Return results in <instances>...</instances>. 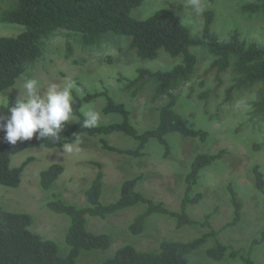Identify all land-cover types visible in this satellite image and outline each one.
Returning a JSON list of instances; mask_svg holds the SVG:
<instances>
[{
	"label": "rangeland",
	"instance_id": "374dc122",
	"mask_svg": "<svg viewBox=\"0 0 264 264\" xmlns=\"http://www.w3.org/2000/svg\"><path fill=\"white\" fill-rule=\"evenodd\" d=\"M199 14L189 6L188 0H145L131 12L138 20L149 18L154 12L166 9L180 17L193 38H199L204 26L203 13H214L211 31L221 42L230 39L237 32L239 39L264 47V13L249 15L240 12L247 4L259 5L261 0H214L202 2ZM12 6V0H0V13ZM23 31L21 26L0 25V37H15ZM60 34L46 45L44 57L17 80L16 85L7 92L17 99H26L24 80L35 78L39 91L45 94L50 83L63 86L67 81L75 84L87 93L107 91L116 103H122L132 114V125L139 131H145L155 124V112L148 95L131 98L123 91L120 77L133 80L137 69L150 71H169L181 62V57L171 58L164 52L153 61H141L135 53L128 51L129 39L118 40L120 52L112 47L96 51L91 56L73 43V55L66 58V42ZM104 44L113 46L112 41ZM111 53L113 62H102L98 56ZM198 61L194 79L179 92L175 111L191 120L197 129L207 132L204 142L198 139H183L179 134L166 137L170 154L164 157V150L155 141H150L141 159L114 154L101 149L98 138H82L73 145L70 154L60 149L36 148L14 155L11 166H20L27 158V165L18 188L0 185V205L6 211L29 214L33 223L32 232L46 240L54 242L61 253L67 252L64 236L69 220L51 212L47 203L55 198L78 207L85 206L84 191L91 185L97 172L91 163L103 166V191L101 203H113L119 198L120 187L125 180L140 177L135 190L162 203L165 208L180 211L186 184L184 178L189 172L193 158L198 154H217L225 151L224 157L213 166L200 172L199 183L191 196L201 193L199 203L189 206L186 213L192 220L203 222L210 214L209 224L219 232L218 241L231 250L250 255L255 264H264V242L254 245L259 239L264 217V195L253 185L252 169L258 166L264 177V123L254 116L253 104L258 101L260 86L250 92L233 91L231 101H226V91L235 84L232 66L220 75L221 82L215 80V71H208L213 58L202 48H190ZM76 61V62H75ZM75 62V63H74ZM203 84L201 86L200 84ZM208 92L205 98L201 97ZM83 94L73 90L72 95ZM6 103V96L0 94V105ZM104 99L85 104L81 111L94 109L100 114L98 125L118 121L116 116H104L101 113ZM75 119L71 118L70 122ZM110 146L121 150L133 149L135 143L121 135L106 137ZM52 164L64 167V173L58 179L53 190L43 191L39 185V173ZM228 186L237 193L242 203L240 222L227 226L233 218ZM55 196V197H54ZM144 211V206L128 208L105 220L87 216V230L93 234H109L112 245L107 252L82 254L77 264H95L113 255L120 247L130 245L137 251H156L162 241L190 242L208 232L207 227L196 225L176 229L175 222L165 216H152L147 222L144 233L135 235L129 231L134 218ZM212 246L208 241L205 248ZM189 264H241L239 261L224 263L207 259L203 252L190 258Z\"/></svg>",
	"mask_w": 264,
	"mask_h": 264
},
{
	"label": "trees",
	"instance_id": "16d2710c",
	"mask_svg": "<svg viewBox=\"0 0 264 264\" xmlns=\"http://www.w3.org/2000/svg\"><path fill=\"white\" fill-rule=\"evenodd\" d=\"M145 0H12V6L0 13V25L21 26L23 31L15 37H0V94L6 96V103L0 105V114H9L8 107L17 101L13 95H7L17 80L28 67H34L46 52V45L56 34L65 37L66 58L73 55V43L90 56L93 52L112 47L120 52L118 40L128 38V51L135 53L141 61H153L164 52L171 58L181 57V62L169 71H150L137 69L136 77L127 80L120 77L123 91L131 98L148 95L149 102L158 105L154 108L155 124L149 129L139 132L131 122L132 114L122 103H116L107 91L87 93L83 96L73 95L74 122H67L60 133L59 140H37L35 136L28 141L11 145L4 140V132L0 131V185L18 188L27 165L32 158H27L20 166L12 167L14 155L36 148L60 149L65 143L76 144L82 138H98L101 149L131 158L141 159L150 141H155L164 150V157L170 154V146L166 137L179 134L183 139H198L204 142L207 132L197 129L195 124L175 111L180 90L188 85L196 75L198 61L190 52V48H202L212 58L208 71H215V80L220 84V75L231 66L235 76V84L226 91V101H231L233 91L250 92L260 86L258 101L253 104L254 116L264 123V47L255 43H247L239 39L234 32L226 42L219 41L211 31L214 13H203L204 26L201 36L193 38L187 27L182 24L179 16L166 9L154 12L145 20L131 17V12L140 7ZM213 3L214 0H200V3ZM241 13L254 15L264 13V0L261 4H247L240 8ZM112 41L113 46L104 44ZM112 54L107 52L98 58L111 64ZM76 62V61H75ZM74 62V63H75ZM203 86V84H200ZM208 92L201 97L205 98ZM97 99H104L101 113L104 116H116L118 121L93 128H83L85 104ZM121 134L135 143L133 149L121 150L109 145L106 137ZM225 151L217 154H198L189 167L184 181L186 190L180 211L174 212L155 203L141 192L135 190L140 177L125 180L120 187L119 198L113 203L102 204L100 199L103 191V166L91 163L97 172L91 185L84 191L85 206L78 207L55 198L47 203L48 209L66 217L69 225L64 236L66 253L59 247L32 232L30 227L33 219L29 214L6 211L0 205V264H77L82 254L107 252L112 245L109 234H93L87 230V216L105 220L118 212L144 206L129 231L135 235L145 232L147 222L152 216H165L175 222L176 229L200 225L207 227L208 232L190 242L162 241L156 251H137L126 245L115 250L112 256L95 264H189L190 258L203 252L204 256L214 262L224 263L239 261L241 264H255L250 255L231 250L218 241L219 232L209 224L210 214L204 221L192 220L186 213L189 206L196 205L203 196L198 193L191 196L197 187L200 172L213 166L223 157ZM64 167L52 164L39 173V185L43 191L53 190ZM253 185L264 195V177L258 166L252 169ZM228 194L233 209L232 221L225 227L235 226L240 222L242 203L237 193L228 186ZM55 197V196H54ZM208 241L212 246L205 248ZM264 242V217L259 239L253 242L259 245Z\"/></svg>",
	"mask_w": 264,
	"mask_h": 264
},
{
	"label": "clouds",
	"instance_id": "9594fccd",
	"mask_svg": "<svg viewBox=\"0 0 264 264\" xmlns=\"http://www.w3.org/2000/svg\"><path fill=\"white\" fill-rule=\"evenodd\" d=\"M189 6L199 14L202 11L200 0H188ZM23 88L26 99H17L8 107V113L0 114V131L4 132V140L11 145L17 142L50 139L57 142L67 122L71 121L74 98L73 90L83 94L74 81H67L63 86L50 83L46 93L41 94L39 83L35 78L24 80ZM84 119L80 127L93 128L98 125L100 114L94 109L83 113ZM63 151H74L71 143L61 145Z\"/></svg>",
	"mask_w": 264,
	"mask_h": 264
}]
</instances>
